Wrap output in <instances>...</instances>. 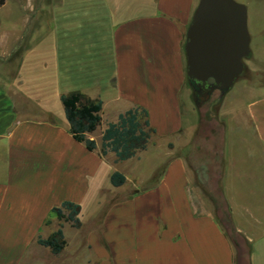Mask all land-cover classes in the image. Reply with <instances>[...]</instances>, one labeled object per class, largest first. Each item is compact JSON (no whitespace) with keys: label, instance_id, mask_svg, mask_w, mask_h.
Listing matches in <instances>:
<instances>
[{"label":"crops","instance_id":"0c3cea01","mask_svg":"<svg viewBox=\"0 0 264 264\" xmlns=\"http://www.w3.org/2000/svg\"><path fill=\"white\" fill-rule=\"evenodd\" d=\"M54 2L59 10L71 3L67 22L54 24L96 28L84 39L69 40L66 54L61 40L54 44L52 78L38 80L37 93L27 71L40 42L22 52L21 86L18 74L11 81L0 75V264H30L34 244L48 257L46 264H57L69 244L65 238L66 248L56 255L37 243L40 230L51 224L46 216H56L53 209L65 202H86L102 185L103 171L105 184L115 172L126 175L107 171L109 164L116 168L141 160L144 152L124 162L114 153L101 155L105 129L134 107L147 110L156 131L150 145L162 146L166 159L155 177L135 182L130 203L117 204L114 218L90 234L85 247L98 254L93 264H254L264 243L240 222V214L263 225L264 96L219 118L196 104L185 46L201 0ZM65 84L71 89H63ZM68 91L102 101L103 111L118 109L88 136L97 145L93 152L49 106L48 93L61 100ZM247 128L256 147L237 151L232 133L246 142L242 130ZM221 203L223 209L214 207ZM57 220L63 232L83 225ZM226 222L249 246L247 258Z\"/></svg>","mask_w":264,"mask_h":264},{"label":"rangeland","instance_id":"374dc122","mask_svg":"<svg viewBox=\"0 0 264 264\" xmlns=\"http://www.w3.org/2000/svg\"><path fill=\"white\" fill-rule=\"evenodd\" d=\"M235 1L247 8L248 28L251 36V54L249 58L244 60V71L236 80L233 88L224 95L220 92H215L211 96L210 101L201 106L203 112L216 118L223 116L226 112L235 110L236 107H242L250 101L264 96V0ZM54 3V0L52 2L51 0H39V4L38 0H5V5L0 8V75L11 81L18 74L16 82L21 86L22 73L19 71L18 65L22 52L27 47L40 42L39 49L34 53L32 63H30L27 71L28 80L32 83L36 93L38 80H51L52 78V61L56 49L54 44L61 40L60 44H63L60 46L61 51L66 54L69 49V40L84 39L90 33L92 35L96 28L92 24H54L60 19L63 22H67L68 13L71 11L70 2L66 3L63 9L60 10L55 8L56 5ZM79 46L83 48V46L77 44V47ZM39 63L40 65H38ZM39 66L42 67L39 68ZM64 86L63 89H71L68 84ZM67 94H69V91ZM46 98L55 115L59 118L63 115L64 120H66L63 104L60 99L56 98V94L50 92L46 95ZM117 112L118 109L110 106L103 111L104 126H106L108 121L110 122L114 119ZM238 128L242 129L239 123ZM242 132L247 134L249 139L246 142H242L240 141L241 139L232 133L234 149L243 152L245 149H254L256 147L255 142L253 137H250V135H253L252 130L247 128L246 130L243 129ZM165 159V149L162 146L154 147L149 145L140 161H134L127 165H118L116 168L109 164L107 171H114L113 169L123 171L126 173L124 175L128 176V183L121 188L112 187L110 181L105 184V171H103V178L99 181H102V185L98 187L99 189L93 190L86 202L80 205L81 213L79 218L83 224L81 230L71 227H66L64 230L69 247L57 264H88L89 262L93 264L98 259V254L89 251L85 247L90 234L100 230L104 219L108 217L114 218L112 216L116 214L115 207L117 204L130 203L133 197L132 191L136 187L135 182L139 183L142 179L144 181V179L155 177V171L157 172V168L164 163ZM114 193L118 195H114ZM117 196L119 197L117 198ZM129 205L132 206L131 204ZM214 207L223 209L224 205L221 203ZM46 219L51 224L44 226L40 230L39 235L43 238L50 237L59 225L55 215L49 214ZM240 222L244 226L249 227L251 232L264 243V222H262L263 225H259L257 220L243 214V212L240 214ZM227 223L226 229L231 232L232 239L238 245L240 253L247 258L249 246L244 245L242 240L235 236L234 230ZM28 252L27 261L30 264H46L48 257L43 256L36 244L32 245ZM243 264H248V261L243 262ZM254 264H264V251H259L256 254Z\"/></svg>","mask_w":264,"mask_h":264},{"label":"water","instance_id":"95a60500","mask_svg":"<svg viewBox=\"0 0 264 264\" xmlns=\"http://www.w3.org/2000/svg\"><path fill=\"white\" fill-rule=\"evenodd\" d=\"M187 76L208 103L215 92L231 90L251 54L247 8L235 0H201L187 33Z\"/></svg>","mask_w":264,"mask_h":264},{"label":"trees","instance_id":"16d2710c","mask_svg":"<svg viewBox=\"0 0 264 264\" xmlns=\"http://www.w3.org/2000/svg\"><path fill=\"white\" fill-rule=\"evenodd\" d=\"M5 5V0H0V8ZM196 94L199 90L190 84ZM66 119L70 125V133L73 138L93 152L97 149L95 140L88 138L96 132L102 124L103 102L94 101L81 92H72L61 97ZM156 131L151 128L148 120V112L141 107H134L121 114L116 123H110L103 132L101 155L107 156L114 153L117 161L124 162L137 157L146 151ZM111 184L114 187H122L127 179L122 173L115 172L111 176ZM53 213L61 222H69L73 227L80 226L81 206L72 202H65L60 208H54ZM68 213V214H67ZM37 243L48 248L58 255L67 246L64 237L63 226L49 238H38Z\"/></svg>","mask_w":264,"mask_h":264},{"label":"flooded vegetation","instance_id":"af4514ba","mask_svg":"<svg viewBox=\"0 0 264 264\" xmlns=\"http://www.w3.org/2000/svg\"><path fill=\"white\" fill-rule=\"evenodd\" d=\"M199 94H202V91L201 90H199Z\"/></svg>","mask_w":264,"mask_h":264}]
</instances>
